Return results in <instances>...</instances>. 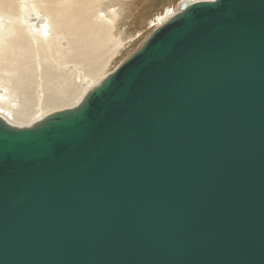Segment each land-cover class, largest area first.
Wrapping results in <instances>:
<instances>
[{
  "label": "water",
  "instance_id": "obj_1",
  "mask_svg": "<svg viewBox=\"0 0 264 264\" xmlns=\"http://www.w3.org/2000/svg\"><path fill=\"white\" fill-rule=\"evenodd\" d=\"M0 264H264V0L183 2L80 105L0 117Z\"/></svg>",
  "mask_w": 264,
  "mask_h": 264
},
{
  "label": "bare ground",
  "instance_id": "obj_2",
  "mask_svg": "<svg viewBox=\"0 0 264 264\" xmlns=\"http://www.w3.org/2000/svg\"><path fill=\"white\" fill-rule=\"evenodd\" d=\"M111 1L0 0L3 120L18 128L33 126L80 105L107 78L108 66L123 47L114 38L119 14ZM186 1L206 0H182L179 12ZM32 16L38 17V27ZM175 16L169 7L151 26H163Z\"/></svg>",
  "mask_w": 264,
  "mask_h": 264
},
{
  "label": "rangeland",
  "instance_id": "obj_3",
  "mask_svg": "<svg viewBox=\"0 0 264 264\" xmlns=\"http://www.w3.org/2000/svg\"><path fill=\"white\" fill-rule=\"evenodd\" d=\"M181 2L182 0H112L110 4L116 5L119 14L113 34L115 40H122L123 47L108 66L106 76L115 73L125 62L131 59L154 32L162 27L160 25L151 26V22L157 16L164 15V11L169 7H172L176 15L180 14ZM170 20H167L164 25ZM30 21L33 22L32 24L39 23L37 16H32ZM39 25L37 24V27ZM5 94L6 89L1 86L0 96H4ZM11 103V101L8 102V104Z\"/></svg>",
  "mask_w": 264,
  "mask_h": 264
}]
</instances>
